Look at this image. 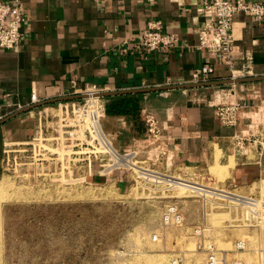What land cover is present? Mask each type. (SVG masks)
I'll use <instances>...</instances> for the list:
<instances>
[{
    "label": "crops",
    "instance_id": "obj_1",
    "mask_svg": "<svg viewBox=\"0 0 264 264\" xmlns=\"http://www.w3.org/2000/svg\"><path fill=\"white\" fill-rule=\"evenodd\" d=\"M19 1L23 42L12 50L0 48V174L6 153L42 128L40 107L17 114L31 105L32 93L44 102L96 86L116 93L102 101L100 128L117 149L148 141L153 125L176 165L200 169L219 158L231 166V184L264 182V79L228 89L175 88L194 84L193 74L205 64L214 68L208 81L264 78V19L244 11L234 16L230 65L199 48L200 32L213 20L205 0ZM157 21L176 42L169 50L144 51L136 38ZM121 96L134 97L136 111L108 113L107 106ZM230 104L240 105L236 127L216 115L218 106Z\"/></svg>",
    "mask_w": 264,
    "mask_h": 264
},
{
    "label": "rangeland",
    "instance_id": "obj_2",
    "mask_svg": "<svg viewBox=\"0 0 264 264\" xmlns=\"http://www.w3.org/2000/svg\"><path fill=\"white\" fill-rule=\"evenodd\" d=\"M74 96L40 107L41 130L7 157L0 264H210V247L216 264H264V182L231 184L219 158L178 166L155 132L119 150L100 128L104 98Z\"/></svg>",
    "mask_w": 264,
    "mask_h": 264
},
{
    "label": "built area",
    "instance_id": "obj_3",
    "mask_svg": "<svg viewBox=\"0 0 264 264\" xmlns=\"http://www.w3.org/2000/svg\"><path fill=\"white\" fill-rule=\"evenodd\" d=\"M240 11L247 12L258 20L264 19V3L244 4L237 3L235 0H205V13L213 16V20L207 23L201 30L199 48L209 51L212 56L231 65L233 61V19ZM23 23L24 16L19 0L16 1L14 6L0 4V48L12 50L21 46L23 42L21 25ZM136 42L142 50L154 52L159 49L169 50L173 48L176 38L174 35L165 33L162 22L157 21L148 24V27L136 38ZM213 72L214 68L211 64L201 66L193 74L194 83L207 82ZM92 93L98 95L104 92L96 86H92L90 89L82 92L86 96ZM31 101V105L40 103L36 93H32ZM100 108L103 110V105ZM239 110L240 105L238 104L220 105L217 107L216 115L225 126L236 127L239 121ZM152 129L153 125L151 126V132H153ZM102 134H104L103 131ZM103 136L108 138L105 134ZM104 143H107L105 139ZM105 146L112 155V158L116 159V156L121 157L117 151L118 154L112 149L110 144L107 143ZM12 149L6 153L3 160V172L6 170V160ZM117 164L114 161V165ZM171 212L174 213L175 209L172 208ZM180 219L181 217L177 215L176 220L180 221ZM154 239H156V236ZM238 248L241 249L244 246L238 244ZM211 249L210 247L208 250L210 251L208 260L210 264H216L217 257ZM230 264L242 263L232 262Z\"/></svg>",
    "mask_w": 264,
    "mask_h": 264
},
{
    "label": "water",
    "instance_id": "obj_4",
    "mask_svg": "<svg viewBox=\"0 0 264 264\" xmlns=\"http://www.w3.org/2000/svg\"><path fill=\"white\" fill-rule=\"evenodd\" d=\"M264 78H258V77H253V78H231L228 80H221V81H208V82H200V83H194V84H188V85H181V86H176L175 88H195V87H210V86H228V85H233V84H238V83H245V82H249V81H259V80H263ZM116 93H101L98 94V97H107V96H111V95H115ZM79 98H83V96H72V97H67V98H61V99H57V100H50V101H44V102H40L38 104L35 105H31L28 106L24 109H22L19 113H23V112H27L30 110H33L35 108L38 107H42L45 106L47 104H51V103H55L57 101H67V100H73V99H79Z\"/></svg>",
    "mask_w": 264,
    "mask_h": 264
},
{
    "label": "trees",
    "instance_id": "obj_5",
    "mask_svg": "<svg viewBox=\"0 0 264 264\" xmlns=\"http://www.w3.org/2000/svg\"><path fill=\"white\" fill-rule=\"evenodd\" d=\"M120 99L116 101L115 103H112L107 106V112L111 113H124V114H130L131 111L135 112L137 107L136 104L134 103V97L131 96H121L119 97Z\"/></svg>",
    "mask_w": 264,
    "mask_h": 264
},
{
    "label": "bare ground",
    "instance_id": "obj_6",
    "mask_svg": "<svg viewBox=\"0 0 264 264\" xmlns=\"http://www.w3.org/2000/svg\"><path fill=\"white\" fill-rule=\"evenodd\" d=\"M87 98H99V97L97 95H95V94H89V95H87Z\"/></svg>",
    "mask_w": 264,
    "mask_h": 264
}]
</instances>
